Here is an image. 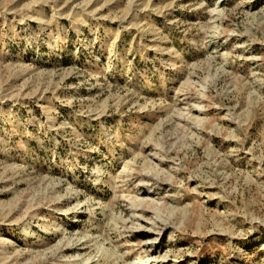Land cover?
I'll use <instances>...</instances> for the list:
<instances>
[{
	"label": "rangeland",
	"instance_id": "1",
	"mask_svg": "<svg viewBox=\"0 0 264 264\" xmlns=\"http://www.w3.org/2000/svg\"><path fill=\"white\" fill-rule=\"evenodd\" d=\"M0 264H264V0H0Z\"/></svg>",
	"mask_w": 264,
	"mask_h": 264
}]
</instances>
